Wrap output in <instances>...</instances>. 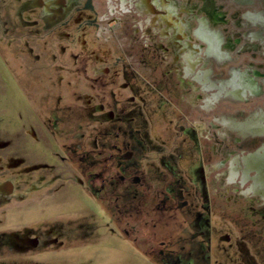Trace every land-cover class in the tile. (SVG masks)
<instances>
[{
    "label": "rangeland",
    "instance_id": "1",
    "mask_svg": "<svg viewBox=\"0 0 264 264\" xmlns=\"http://www.w3.org/2000/svg\"><path fill=\"white\" fill-rule=\"evenodd\" d=\"M69 1L57 24L49 19L43 22V29L38 31L40 41L35 38L26 43L22 38L41 28L12 30L7 22L0 24V165L20 160L23 166L18 161L0 171V178L6 176L17 187L13 195H0V264H159L145 258L150 257L145 248L157 247L158 241L164 242L165 252L173 249L190 264H204L203 254L211 256L210 264H264V228L233 179L221 176L224 169L210 171L206 179L216 215L208 211L210 203L205 195L195 194L196 184L185 186L171 177L156 183L152 177L165 172L163 165L197 164L198 157L189 149L197 143L209 154L211 144L200 126L195 137L177 134L178 124L197 123L155 53L145 50V45L133 44L132 32L138 26L127 2L72 0V5ZM5 15L0 12V16ZM71 17L72 25L66 26L65 21ZM93 20L96 23L92 25ZM65 46L70 49L65 51ZM104 53L109 57L101 63L99 56ZM37 54H41L39 59L35 58ZM102 65L112 70L106 81L101 78L109 88L97 77ZM116 68L123 70L120 75L115 76ZM127 82L140 98L136 99L141 101L139 109L129 105L124 116L109 121L104 113L94 121L79 115L83 108L94 107L99 101L94 96L98 89L116 100L132 95V88H120ZM168 96H172L170 106L166 103ZM45 101L49 111L59 102L57 112L69 115L55 137L48 123H43ZM75 104L77 110L71 108ZM72 114L77 116L71 118ZM33 124L44 136L36 134ZM118 131L117 142L130 139L144 145L140 158L144 170L151 173L146 177L147 188L140 190L135 201L140 214L130 219L133 229L127 227L130 235L137 237L136 244L146 246L140 252L110 228L104 212L83 185L88 181L87 166L111 162L118 153L112 149L113 134ZM108 132L110 137L105 136ZM179 143L188 150L180 162L170 158V152L180 151ZM204 157L206 169L217 163L218 157ZM24 175L29 179L27 184ZM43 181L45 186H39ZM35 184L37 191L24 194ZM177 187L188 202L181 211L176 208ZM193 207L201 215L193 216ZM40 234L37 248L24 242L6 248L17 238L23 241ZM203 244L205 253L200 249ZM5 255H10L9 260L3 259Z\"/></svg>",
    "mask_w": 264,
    "mask_h": 264
},
{
    "label": "flooded vegetation",
    "instance_id": "2",
    "mask_svg": "<svg viewBox=\"0 0 264 264\" xmlns=\"http://www.w3.org/2000/svg\"><path fill=\"white\" fill-rule=\"evenodd\" d=\"M125 1L128 0H124V2ZM133 2L139 14L144 15L142 16L143 19L141 20L142 22L144 21V24H141L142 30L140 31V27H138V30L132 32V34L135 33V38L132 39L133 44L136 45L140 43L141 45H145V50L160 52L159 46L151 39H149V36H163L167 40V44L165 45V47L163 46L164 52L167 53V56H170V54L173 52L175 53V56L177 54V65H179L178 62H180L179 58L182 57L185 61L187 72H191V69L196 66V64L202 63L203 73L199 72L198 74H196L195 77L198 80H195L198 81L197 83H199L201 87L207 89V91L210 92L209 96L213 102H222L223 100L245 102L250 99L249 94L256 95L257 93L261 92L262 88L258 82L259 80H264V72L254 69L253 67H248L246 69L239 67H229V69L226 71L225 76L227 78H222L220 76L221 74H215V76L219 77V80L213 81L207 78V75H209L211 71L208 68H210L209 66L212 61H215L216 63L219 62L218 64L221 65L224 60L230 59L231 50L241 52L240 50L245 51L246 48L248 49V45L241 46V40L238 37V31L233 30L231 29V27L229 28L226 25L227 23H229L227 19L228 14L229 17H234V15L232 14L237 13L235 9L227 6L224 7V4L222 5L221 3H215L216 1L214 0H199V2L203 4V6L200 8V16H195L191 18L193 21H190V17L187 15L191 10L185 9L184 7H182V5H177V2L175 0H133ZM235 2L250 3V0H235ZM71 4L73 5L74 1L71 0ZM69 6V0H0V12H2L3 14H8L5 16H0V24H2V22H7V24H9V27H12L10 28L12 30H19L22 27L26 28L25 26H32L28 27V29L41 28L36 29V31L34 32L28 33L27 38L25 37L26 35L22 38V40L26 41V43H29V40L33 41L35 38V41H40L39 35L41 34V32L38 33V31L43 29V22L48 21L49 19L57 24L59 19L64 17V14L66 12L65 10H67ZM223 8H226L225 11L222 10ZM72 19L73 18L71 17L69 20L65 21V24H67L66 26H68L69 24L70 26L72 25ZM91 23L92 25L93 23L95 24L96 20L91 21ZM234 23H236V26L234 27L239 26L238 22L235 21ZM220 25H222L223 27L216 28V26L220 27ZM147 29L149 31V36L145 31ZM55 32L58 35H61V32L59 30H56ZM66 35L70 36L69 33H66ZM82 40L84 41V39ZM45 43L46 42H44V44ZM68 49L70 48H67L65 46V51H67ZM30 50L28 49L29 52ZM93 50L91 51L93 52ZM101 55L102 56L96 55L99 56V61L101 63L103 61H106L109 57L108 53H104ZM162 55L163 54L159 53V57H156V60H159L160 58L163 59ZM194 55L198 57L196 61L192 60V56ZM40 56L41 54H37L35 58L39 59ZM120 58L123 57L120 56ZM77 59L78 57L75 58V61ZM174 65L175 64H171V72L174 70L177 71V69H174ZM116 69L115 76L120 75L123 71L121 68H118L117 70ZM98 70L101 74H98L97 77L100 79L104 78L105 81L106 78L111 75L110 72H112V70L106 65H102ZM93 79L94 78H92V81ZM101 81L102 85L108 87V84H105L104 80L101 79ZM179 85L180 84H178L177 81H174L173 86L176 90L178 87H180ZM182 87L184 88V86ZM120 88H132L131 90H133V94L129 97L121 98V100H116L110 98L108 95H105L102 90L100 91L98 89L97 92H94V96H96V98L99 100L94 106L97 107V110H95L94 107L87 106L83 108V113L79 115L94 121L96 118H103L101 114L104 113V119H107L109 121L111 119H115L119 115L121 117L124 116V114L127 113V108L129 105L133 104V108L135 107L139 109L141 107V101H136V99L140 98L137 97V95L135 94L136 91L129 84V82H127V86L122 85ZM174 93L175 92H173V95L176 97V94ZM91 96L94 97L93 94ZM162 97L164 98V96ZM197 97L201 99L202 95L198 94ZM170 100H172V96H168L166 98V103H168L169 106L171 105ZM53 106V109L49 111L48 103L45 101V104L42 105V113H44L43 115H45L43 117L44 120H42L43 123H48V126L51 129V136L55 137L56 135H59V130L63 129L62 123L64 117L67 116L69 118V115L68 113H66L67 115L63 116L62 114L57 112V110L60 109L59 102H55ZM108 106L111 108H109ZM71 108L77 110L79 106L75 104L74 107ZM46 110H48V112H45ZM95 111H97V113H94ZM106 112L108 116H105ZM133 112H135V110H132L131 113ZM76 113L78 112L76 111ZM28 114L30 115L29 110ZM109 114L111 115V117L109 116ZM184 115H181L182 119L185 118L186 115ZM73 116L76 117L77 115L72 114L71 118ZM36 119L41 120L38 116ZM201 120L202 119L200 118L194 120L197 123L194 124L196 128L193 124H186L185 121L184 124H178L177 129L180 132L177 134L183 135L185 133L186 135L195 137V131H198L197 128L198 126H200ZM43 123L41 122V126L47 131V128ZM228 123L231 126L230 129H237L240 132V135L237 138L238 141H247L248 139L253 140L251 141V143H249L251 145V148L253 147L252 149L247 148L249 150L241 149L239 151H236L234 149L222 150V144L212 143L208 149V154L203 147L197 145V143L193 144V146L191 145L193 148L191 147L189 151L195 152L196 156L198 157V163L195 165L191 164V166L189 164L186 166H177V162H175V165L173 166L169 164L165 166L162 164L165 172L159 171L160 173L156 174V176H152L154 177L156 183L161 181L162 183L166 182V180L171 177L172 179L181 180L183 183H185L183 184L185 186L196 184L198 189L195 194L205 195V201L208 200L210 203L208 206V211L212 212L214 215L217 214V211L215 209V205H213L210 201V192L207 188L206 181L208 175L210 174V171L212 170L213 172L217 173L215 170L222 171L224 169V171L220 172L222 177L223 175L225 177H239L241 178V181L243 183H251V187L253 189H256L259 193L264 194V114L253 116L251 119L244 123H236L231 120L229 122L221 121L220 124L218 122L213 124L210 123L208 124V126L214 129L216 128L217 130L224 126V124ZM33 125L35 127V124ZM40 130L42 129L40 128ZM35 131H37L36 134H40L36 127ZM107 134L108 137L111 136V132L105 133V136ZM113 137H115V143L113 144L112 149H115V151H117L118 153L115 154L114 159L111 162L99 165L98 167L94 164L87 166L88 181H83V185L85 186L86 184L88 190L87 195H90L91 199L96 201V204L100 207V210L104 212L107 218V224L110 226V228L115 229L121 237L127 239L130 243L132 242L135 246L138 247V250L140 252L146 246L143 245V247H141L140 244H136L135 240H137V237H132V234L130 235L129 229L127 227L129 226L133 229L134 225H130V219H132V217L136 218V216L140 214L138 208H136V205L138 204L136 203L135 205V201L137 200L138 195L141 194L140 190L147 188L146 177L147 174H149L150 176L151 173H147L146 170H144L141 161L142 159L140 158L142 156L140 151H142L144 145L142 146V144L136 140L135 142H132V140L130 139L124 143H122L121 141L117 142L120 137L119 131L114 133ZM256 140L258 141L256 142ZM215 141H217V138L215 139ZM178 145L177 146L179 147L180 151L170 152V158L172 159V157H174L175 161L178 160V162H180V158H182V155H185L188 150L184 151L185 145H183L182 143H179ZM242 145L244 146V144ZM237 146L239 147V145ZM102 154L105 153L102 152ZM204 156H206L208 159H211L212 157H218L217 163L214 165L209 164L210 168L206 169L205 163L203 164V161L206 160ZM18 161L20 162V160ZM1 162L2 161H0V163ZM17 162H13V160H10L8 162L2 163L0 165V171L5 170L6 166L12 167L15 166V164H19V162ZM160 162L162 161L160 160ZM12 163L15 164L12 165ZM21 163L22 161L20 162L19 166H22ZM26 179L27 184L29 183V179L27 177ZM52 179L54 180V177ZM38 185L45 186V181L39 183ZM36 187L37 184L30 186L28 192L24 194H30V192L32 193L37 191ZM16 189L17 187H15V185L12 183V180H8L6 176L0 178V195H13ZM26 190L24 189L23 192H26ZM174 194L178 198V200L176 201V208L181 211L188 205V202L183 199V191L180 188H175ZM260 196L264 197V195ZM191 210H193L194 212L193 216L195 214L201 215L196 207H193ZM185 220H187L186 217ZM151 235L152 237L154 236L153 234ZM41 236V234L35 237L27 236L25 237V239H23V241H20L21 238H17V242L11 241L8 242V244H11L10 246L14 247L15 245L21 244L20 242H24L25 245L30 248H37L40 246ZM157 245V247L152 245L148 246L149 248L147 249L145 248V252H149L150 256H146L145 258L149 260L151 259L153 262L159 264H190V262L181 260L180 256L177 255L175 250L173 249L167 250V252H165V250L162 249L164 242L158 241ZM205 248V244L200 246V249L204 253ZM203 256V260H205L204 264H210L211 256L209 254H203Z\"/></svg>",
    "mask_w": 264,
    "mask_h": 264
},
{
    "label": "water",
    "instance_id": "3",
    "mask_svg": "<svg viewBox=\"0 0 264 264\" xmlns=\"http://www.w3.org/2000/svg\"><path fill=\"white\" fill-rule=\"evenodd\" d=\"M175 1L177 2V5H182V7L185 9L191 10L187 15L190 17V21H193L191 18L200 16V8L203 6V4H201L199 0ZM214 1H216L215 3H221L222 5L224 4V7H232V9L237 11V13L232 14L234 17H229L228 14L227 19L229 23L226 25L229 28L231 27V29L238 31V37L241 40V46L248 45V49L246 48L245 51L240 50L241 52L231 50L230 59L224 60L221 65L218 64L219 62L216 63L215 61H212L209 66L210 68H208L211 71L209 75H207V78L213 81L219 80V77L215 76V74H221L220 76L225 79L227 78L225 76L229 67H239L243 69L253 67L254 69L264 72V0H250V3H240L235 2V0ZM126 2L135 23L138 27H140L141 31V24H144V21L142 22L141 20L143 19L142 16L144 15L139 14L138 10L134 6L133 0H128ZM225 9L226 8H223L222 10L225 11ZM235 21L238 22V27H234L236 26V23H234ZM217 27L222 28L223 26L220 25V27L216 26V28ZM145 31L149 36L148 29ZM149 39L159 46L160 52L154 53L157 58L159 57V53L163 54V59L160 58L159 61L170 77L171 81L173 83L174 81H177L178 84H180V87H178L177 90L191 111L195 120L198 118L202 119L200 128L204 132L210 144H222V150L234 149L239 151L241 149L249 150L247 148L252 149L253 147L251 148L249 143H251L253 140L248 139L249 141H238L237 138L239 137L240 132L237 129H230L231 126L229 123L224 124V126L217 130L216 128H211L208 126V124L217 122L220 124L221 121L229 122L231 120L236 123H244L253 116L264 114V80H259L258 82L262 88L261 92L257 93L256 95L249 94L250 99L248 101L233 102L229 100H223L222 102H213L209 96L210 92L207 91V89L201 87L199 83H197L198 79L195 77L199 72L203 73L202 63H198L201 65L196 64V66L191 69V72H187V67L182 57L179 58L180 62L178 63L179 65L181 64L179 66L176 64L178 59L177 54L175 56V53L173 52L170 54V56H167V53L164 52L163 46L165 47L167 44L165 37L152 35L149 36ZM192 58V60L196 61L198 57L194 55ZM171 64H175L174 69H177V71H170ZM182 86H184V88ZM198 94L202 95L201 99L197 97ZM216 138L218 142L215 141ZM257 141L258 140H256V142ZM242 144H244V146ZM237 145H239V147ZM231 178L264 228V197L260 196L264 194L259 193L256 189H253L251 187V183H243L239 177Z\"/></svg>",
    "mask_w": 264,
    "mask_h": 264
},
{
    "label": "trees",
    "instance_id": "4",
    "mask_svg": "<svg viewBox=\"0 0 264 264\" xmlns=\"http://www.w3.org/2000/svg\"><path fill=\"white\" fill-rule=\"evenodd\" d=\"M10 245L11 244H7V246H6V248H8L9 250L12 248ZM6 258H8V260H9L10 255H5V257L3 259L7 260Z\"/></svg>",
    "mask_w": 264,
    "mask_h": 264
}]
</instances>
